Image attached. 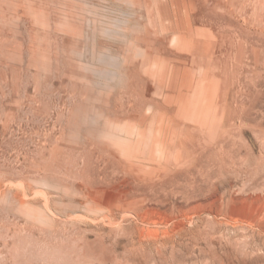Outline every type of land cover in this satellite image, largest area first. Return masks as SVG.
Returning a JSON list of instances; mask_svg holds the SVG:
<instances>
[{
    "label": "rangeland",
    "instance_id": "obj_1",
    "mask_svg": "<svg viewBox=\"0 0 264 264\" xmlns=\"http://www.w3.org/2000/svg\"><path fill=\"white\" fill-rule=\"evenodd\" d=\"M262 228L264 0H0V264H254Z\"/></svg>",
    "mask_w": 264,
    "mask_h": 264
},
{
    "label": "bare ground",
    "instance_id": "obj_2",
    "mask_svg": "<svg viewBox=\"0 0 264 264\" xmlns=\"http://www.w3.org/2000/svg\"><path fill=\"white\" fill-rule=\"evenodd\" d=\"M153 176V175H152ZM224 186V185H223ZM166 196V195H165ZM234 204V203H233ZM255 222H257V221H255ZM224 223H227L226 221L224 222ZM248 223V222H247ZM223 224V223H222ZM228 224V223H227ZM255 225V224H254ZM257 225V224H256ZM241 226H243L242 224H241ZM261 226H263V225H260V227ZM225 227V226H224ZM232 227H233V225H232ZM253 227V226H252ZM255 227V226H254ZM262 229H264V228H262ZM228 231H229V229H228ZM262 231V230H261ZM223 232V231H222ZM230 232V231H229ZM248 232V231H247ZM238 233V232H237ZM261 233H263V231L261 232ZM260 233V234H261ZM257 234H259V233H257ZM259 234V235H260ZM254 236H255V234H254ZM224 237V236H223ZM230 237V236H229ZM252 237H253V235H252ZM175 238V237H174ZM171 239V238H170ZM224 239V238H223ZM264 240V239H263ZM179 241V240H178ZM229 241V240H228ZM170 242V241H169ZM168 242V243H169ZM162 243H164V242H162ZM178 243V242H177ZM258 243V242H257ZM164 245V244H163ZM255 246V245H254ZM158 247V246H157ZM251 248V247H250ZM256 249V248H255ZM257 250V249H256ZM258 251H261L260 249H258ZM252 252H253V250H252ZM258 253V252H257ZM251 255V254H250ZM250 255H249V257H250ZM259 255V254H258ZM263 256V255H262ZM230 257V256H229ZM244 258V257H243ZM222 259V258H221ZM254 259H255V257H254ZM247 260H248V258H247ZM253 262H254V264H255V262H256V264H261L262 262L264 263V258H262V257H257L256 259H255V261L253 260ZM262 263V264H263ZM247 264H248V261H247ZM249 264H251V263H249Z\"/></svg>",
    "mask_w": 264,
    "mask_h": 264
}]
</instances>
